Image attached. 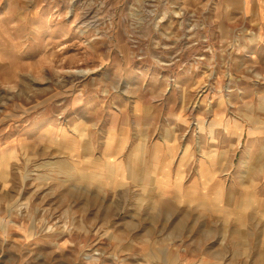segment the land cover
Masks as SVG:
<instances>
[{
    "label": "rangeland",
    "instance_id": "obj_1",
    "mask_svg": "<svg viewBox=\"0 0 264 264\" xmlns=\"http://www.w3.org/2000/svg\"><path fill=\"white\" fill-rule=\"evenodd\" d=\"M214 1L0 0V196L9 200L5 222L14 226L20 214L22 225L37 232L26 240L39 244L21 250L13 235L17 228L9 227L0 259L54 264L56 255V264H264V144L257 138L264 123L252 121L253 107L237 105L238 84L226 89L227 75L241 76L221 55L242 49L245 35L256 40L258 30L251 25L246 31L236 21L240 0ZM209 18L219 23L215 47L223 77L217 92L211 89V104L220 96L228 115L249 119L243 140L234 142L232 167L202 190L196 204L162 195L156 180L148 187L140 180L137 186L135 180L132 186H81L84 176L74 166H105L94 163L97 154L120 146L127 164L131 153L140 157L128 139L106 138L105 131L128 129L131 85L141 87L143 98L149 86L157 99L176 86L167 67L183 71L194 62L180 54L199 45H191L199 42L198 22ZM207 87L196 96L203 97V114L211 109L202 95ZM199 129L211 132L214 145H226L222 127L213 138L203 117ZM71 154L90 158L82 163ZM221 155L217 150L211 158L225 166ZM87 197L88 204L82 201ZM55 240L63 250L51 249Z\"/></svg>",
    "mask_w": 264,
    "mask_h": 264
},
{
    "label": "crops",
    "instance_id": "obj_2",
    "mask_svg": "<svg viewBox=\"0 0 264 264\" xmlns=\"http://www.w3.org/2000/svg\"><path fill=\"white\" fill-rule=\"evenodd\" d=\"M211 2L215 3L214 0ZM240 2L239 10L235 14L236 21L246 31H249L251 25H256L258 33L253 36L257 38L252 40V37L245 35L242 49L227 50L221 55L226 59H231L234 71L241 76L240 80L235 82L241 87L237 105L253 107V112L256 115L252 121L264 123V0H240ZM201 10L200 7L199 12H202ZM197 22H194L195 26H197ZM198 23V26L202 27L196 33L199 45L195 46L193 51L187 50L180 54L184 60L192 58L194 62L186 64L187 68H184L183 71L167 67L166 75L175 76L176 86L170 88L166 98L157 99L150 93L149 86L145 89L146 97H140L138 93L141 87L131 85L128 129L114 130V133L109 130L105 131L106 138L128 139L129 148L131 151L134 148L139 149L140 157L134 159L131 153V159L127 164V156L123 157L126 149L120 150V146H117L118 149L112 154H97L93 158L94 163L105 166H74V169L81 171L84 176L80 182L81 186H85L89 190L93 187L105 189L125 184L132 186L135 184L132 181L140 180L141 185L148 187L152 180H156L157 185L161 187L162 195L175 194L183 197L184 202L196 204L202 201V190L207 185L218 183L219 177L222 180V172L228 171L232 167L230 160H233L234 142L243 140L245 136L244 123L249 119L243 115L237 118L228 115L226 112L229 105L226 101L219 100L220 96L215 100V104H211L213 98L211 100L210 97L215 96L211 93V89L214 88L213 92L216 93L217 87H221L223 84L222 70L218 67V59L221 55L219 56L215 47L219 36L217 30L219 23L213 18ZM206 44H208V49L204 48ZM172 54V50L168 51L167 58ZM196 56L202 57L201 60L204 59V61L197 60ZM206 64L209 65V69ZM206 85L210 91L202 95L206 98L205 103L210 99L211 109L205 110L203 114V97L200 95L201 98L197 100L196 96ZM176 94L178 97H175ZM203 117L213 129V138L217 137L216 129L222 127L227 139L224 147L220 148L210 141V131H200L199 122ZM257 134V138L263 140L261 144H264V130L258 131ZM88 138H94V136L88 135ZM203 139H209L211 145L202 143ZM217 150L221 151V156L224 159L221 158L220 163L226 162L225 166L218 164L217 158H211L212 155H216ZM203 151H206L205 154L210 157H206ZM70 156L74 158L73 160L82 163L87 162L86 160L90 158H87L86 154L80 156L71 154ZM260 169L264 170V166ZM137 184L138 182L135 185L137 186ZM82 201L88 204L90 198H83ZM7 204H9L8 196H0V250L6 244L5 236L9 227L17 228V232L13 235L17 236L18 248L24 250L27 244L37 249L38 247L35 245L39 244L36 240H26L30 234H37L36 229H31L33 226L31 228L26 227L27 225L24 226V221L22 225L20 212H18L19 221L14 226L5 222L7 212H4L8 208ZM82 225L83 229L88 230L90 222L85 220ZM20 230L22 231L20 232ZM61 245L55 240L51 244V249L58 252L63 250ZM58 261L59 258L55 255L54 264ZM8 263V260L0 259V264ZM15 264H25V259L16 260Z\"/></svg>",
    "mask_w": 264,
    "mask_h": 264
},
{
    "label": "built area",
    "instance_id": "obj_3",
    "mask_svg": "<svg viewBox=\"0 0 264 264\" xmlns=\"http://www.w3.org/2000/svg\"><path fill=\"white\" fill-rule=\"evenodd\" d=\"M197 43H198V40H197V39H194V40L191 42V45H193V44H197ZM206 48L208 49V47H206ZM195 58H196L197 60H199V59H201L202 57H200V56H196ZM239 80H240L239 77L231 79V77L227 75V81H226V84H225L226 89H227V90H234V87L236 88V86H234V83L237 82V81H239ZM232 84H233L234 87L232 86ZM231 86H232V87H231Z\"/></svg>",
    "mask_w": 264,
    "mask_h": 264
}]
</instances>
